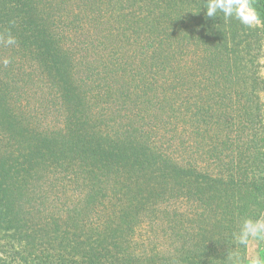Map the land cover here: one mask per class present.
<instances>
[{
	"label": "trees",
	"instance_id": "obj_1",
	"mask_svg": "<svg viewBox=\"0 0 264 264\" xmlns=\"http://www.w3.org/2000/svg\"><path fill=\"white\" fill-rule=\"evenodd\" d=\"M206 3L0 0V47L50 100L0 80V264H249L236 234L264 211V0H246L255 27ZM102 7L117 26L100 36Z\"/></svg>",
	"mask_w": 264,
	"mask_h": 264
},
{
	"label": "rangeland",
	"instance_id": "obj_2",
	"mask_svg": "<svg viewBox=\"0 0 264 264\" xmlns=\"http://www.w3.org/2000/svg\"><path fill=\"white\" fill-rule=\"evenodd\" d=\"M74 4V3H73ZM70 8V7H69ZM104 7H102V12L99 13L100 16H96L97 19L95 21H97L96 25L97 30H95L96 28H94V30L98 33H100V36L102 35V33L98 30V28L102 29L103 31H106V29L108 28V26L111 25H115L117 26V22L114 19V16L109 12V11H104ZM113 13L116 15L115 11L113 10ZM66 14L69 15V17L71 16V11L70 9L67 10ZM98 15V14H97ZM94 20V19H93ZM93 21L88 22L86 20V24H92ZM105 22L106 24V28L105 25L102 23ZM250 27H255L257 26L256 21H254L251 24H248ZM140 37H144L143 35H141ZM82 38H86L85 36H82ZM4 46L5 43L2 44V46L0 47V80L5 81L9 84V86H12L13 88V92H15L16 96L18 98H21L23 101L24 99L28 101H30L31 105L33 106L34 104H47V102L49 103L50 100L47 97L44 98H37V97H41V94H39V92H41L42 88L40 87V80L38 81L36 75H32V73L30 72V68H29V63L27 60L21 58L20 55L14 53V51L11 49V46H8V48H10V50H4ZM4 59H8L10 61V63L5 66L3 64V60ZM259 62L260 64H264V57L260 56L259 58ZM262 74L264 75V72H262ZM31 75V77L35 76L34 79H30L28 78ZM31 80H34V83H31ZM45 107H43L41 110L43 111ZM44 112H46L44 110ZM57 121H58V116L54 113V112H47L43 117H42V121H41V127L42 128H56L57 127ZM49 178L50 180L52 179L51 174L49 173ZM54 187L47 189V191L45 190V194H47L48 197H46V200L48 199V201H55V197L58 198L59 200H64L67 202L70 201H81L84 198V194L82 193H71L70 191H63L59 188V191L55 194H53L54 192ZM183 206H185V204H175L174 208L177 209V212L180 210H183ZM259 221H264V211L262 212L260 218L258 219ZM13 230L11 231H7L5 233H12ZM161 229L159 228L158 231H156L155 234H161ZM0 233H4V231H0ZM153 230H152V237L151 239H153ZM10 237V236H8ZM11 238V237H10ZM8 239V238H6ZM13 239V238H12ZM25 239H21L19 240V238L16 236L14 238V240H12L10 243H21L22 241H24ZM159 242L162 241L161 236L158 238ZM157 242V241H156ZM169 242V241H168ZM3 243V242H0ZM8 245V244H7ZM4 246L0 248V259L6 258L7 254L2 252L3 249L8 248V246ZM158 247L165 249L168 247L167 244L164 245H159ZM256 259H260L262 261H264V239H260V238H249L247 245H246V260L249 264H252V262Z\"/></svg>",
	"mask_w": 264,
	"mask_h": 264
},
{
	"label": "clouds",
	"instance_id": "obj_3",
	"mask_svg": "<svg viewBox=\"0 0 264 264\" xmlns=\"http://www.w3.org/2000/svg\"><path fill=\"white\" fill-rule=\"evenodd\" d=\"M207 16L214 17L217 11L222 12L226 17L235 14L244 24H251L256 20V16L252 10L247 7L246 0H207L206 3ZM6 43L14 44L15 38L9 36ZM10 63L8 59L3 60V64L7 66ZM249 238L264 239V221H254L245 219L236 234V240L241 245H247ZM252 264H264V261L256 259Z\"/></svg>",
	"mask_w": 264,
	"mask_h": 264
}]
</instances>
